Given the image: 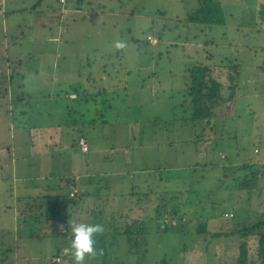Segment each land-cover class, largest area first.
I'll list each match as a JSON object with an SVG mask.
<instances>
[{
	"label": "rangeland",
	"instance_id": "obj_1",
	"mask_svg": "<svg viewBox=\"0 0 264 264\" xmlns=\"http://www.w3.org/2000/svg\"><path fill=\"white\" fill-rule=\"evenodd\" d=\"M116 1L122 8L118 15L107 12L109 9L98 11L97 15L92 9L81 11L85 20H98V46H91V42L96 40L97 29L80 27L75 45L83 46L85 56L73 55L74 62L68 57L55 55V51L65 49L61 45L63 41L58 48L55 43L30 44L24 41L22 47H17L19 52H28L22 68L13 61L7 63V53L0 46V76L15 69L24 75V79L18 78L21 74L14 71L17 83H23L21 87H8V80L4 79L9 93L0 97V137L14 145L16 154L11 171L17 174L16 168L19 174L33 180L25 181L24 186L29 189L31 183H58V178L68 171L83 173L87 162L89 166L86 169L93 178L102 182V177H105L104 181L110 179L112 197L114 192L135 197L133 193L136 191L144 196L145 189L140 190L139 185V189H133L126 183L132 179L129 171H144L151 174L150 178L161 179L159 183L153 181L148 184L153 192L162 190L169 196L178 193L176 199H185L182 206L185 217L190 218L186 226L197 224L199 229L202 227L200 232L192 229L186 233L158 228V214L154 204L149 202L143 209L145 220L130 224L133 235L129 242L124 234H120L114 242L115 247L109 249L107 244L101 248L103 255L86 257L85 264H237L232 262V254L237 252V236H220L217 232L249 225L264 209L259 203L264 199V188L261 189L264 177L251 191H247L233 187V183L237 185L241 181L246 170L238 168L234 174L237 176L235 182L230 176L231 167L238 163L264 164V22L260 21L259 9L264 0H218L227 17L226 24L209 28L183 20L200 7L198 0ZM72 5L74 0H68L61 10ZM84 7L87 8L86 5ZM75 16V20L80 21L79 14L75 13ZM112 24L116 26L113 30L110 29ZM35 29L46 32L47 26L44 29L40 21ZM49 33L58 35L54 23H51ZM4 35L9 41L12 38L10 31H4L0 17V43ZM147 36L151 40H147ZM117 39L126 41L127 47L116 50L113 42ZM11 44L8 52L14 49V44ZM69 44L73 49L77 48L74 43ZM221 48L229 59L236 58L238 86L234 99L229 100L230 95L226 91L223 103L211 114H206L210 124L215 117H221L217 127L211 128L207 126L206 119H190L186 108L180 104L184 94L181 70L184 62L193 57L199 59L206 50L213 53L216 60ZM103 73L106 77L100 78ZM88 77H94L95 88L99 92L103 90L101 85L107 88L111 78L109 85L115 82L118 90L116 94L106 91L107 94L92 98L98 101L94 107L100 108V103L103 105L98 112L97 125L92 127L90 150L81 153L71 141L79 131L85 132L88 128L87 114L76 110V101L65 102L66 99L64 101L59 94L71 86L75 88L78 81L87 86L93 82L88 81ZM21 91L30 94V102L26 115L18 118L19 112L14 108L11 97ZM75 96L70 95L72 98ZM64 102L69 107L64 106ZM92 104L89 101V105ZM12 108L15 122L10 129L12 117L9 111ZM49 113L52 114L49 116ZM52 121L59 126L52 133L54 137L48 142V148L46 141L51 134L49 127ZM135 121L139 126L133 128ZM54 140L60 143L55 144L56 149L52 146ZM104 146L129 147L130 155L126 160H107L108 156L95 153ZM51 147L54 148L51 150ZM0 166L5 167L4 163ZM120 169L125 173L102 176L107 170L116 172ZM8 170H1L0 176L7 175ZM7 179L0 181L6 183ZM219 181L222 184L216 189ZM79 194L80 198L88 193L80 190ZM73 198H77L76 195ZM144 198L146 200L147 195ZM144 200L141 203H145ZM213 204H216L215 208L210 207ZM227 209L235 213L233 218L222 216ZM122 211H125L124 207ZM138 212V208H133L128 215L135 219ZM86 214L84 211L78 213L80 216ZM14 223L10 215L0 208V226H3L0 229V259L3 264H75L69 247L71 236L59 233L61 224L58 220L33 221L28 218L21 225ZM112 224L113 227L120 226V221ZM107 241L112 239L105 238L101 243ZM248 242L250 246L256 245L255 238H248ZM56 254L62 262L52 261Z\"/></svg>",
	"mask_w": 264,
	"mask_h": 264
},
{
	"label": "trees",
	"instance_id": "obj_2",
	"mask_svg": "<svg viewBox=\"0 0 264 264\" xmlns=\"http://www.w3.org/2000/svg\"><path fill=\"white\" fill-rule=\"evenodd\" d=\"M200 3V7L192 14H189L184 18L183 20L188 23H196L197 25H205L207 28L216 26V25H224L226 24L225 14L222 12L221 9V3L218 0H198ZM76 2V0H75ZM77 3V2H76ZM260 21L264 22V3H260ZM163 28L159 30V38L162 36ZM150 35V34H148ZM148 37V36H147ZM148 40V39H147ZM149 42V41H148ZM150 43V42H149ZM236 49V48H235ZM207 51V52H206ZM204 51L203 55L196 59V57H193L192 59H189L187 62H184L183 68L181 70V79L183 81L184 86V94L183 98L180 101V104H182L183 107L186 108L187 114L190 119L192 120H202L206 119V114H211L213 110L218 108L223 103L224 94L226 91L229 93V100H232L236 96L235 90L238 86V63L236 62V58L229 59L228 55H224L222 48L217 52L218 58L215 60L213 59V53L208 52V50ZM224 72V73H223ZM11 75L13 78L14 72ZM8 78V81L6 79V76H0V97H6L7 96V87L4 86V84L7 83L11 84L13 82V79ZM6 79V81L4 80ZM30 94L27 92H20L19 94H16L11 97V101L14 105V108H17L19 114H17L18 118L22 115V113H27V105L29 104L30 100ZM22 106V108H20ZM20 108V109H19ZM13 108L10 109V115L13 117ZM26 115V114H25ZM23 116V115H22ZM219 118L221 117H215L214 122H211L210 124V118L207 117L206 124L207 126H210L211 128L217 127V123L219 122ZM218 121V122H217ZM222 121V120H221ZM210 124V125H209ZM222 127V124H221ZM220 127V128H221ZM79 139V138H78ZM78 142V141H77ZM79 146V145H78ZM237 166V167H235ZM235 166H233L232 172L230 174L231 178L235 182L237 179V176H234V174L237 173L238 168L246 170L245 174L241 176V181L235 185L233 183V187L235 189H246L247 191H251L257 181L264 177V164L258 163V162H245V163H238ZM248 170V172H247ZM61 182H63V185L58 183L59 190L55 189L52 194H46L42 193H33V194H20L19 197L22 198L21 200H25V211L23 212V215H28L30 218H37V219H43L44 221L48 219L58 220L61 224L60 226V232L62 235H72L70 231L69 224L72 221L76 222H85V223H100L104 226V232L100 235H97L94 237L96 240L95 247L97 249H101L102 247H105L108 244L109 249L112 247H115V243L117 240L118 235L124 234L127 238V241L129 242L130 238L132 237L131 223L136 222H143L146 218V215H144V220L139 221L138 219L132 220L130 215L126 213V211H122L120 209H113L110 207L109 213L110 218L105 217L103 212L106 211L104 209L98 210L96 212L95 208H92V215L90 217H76L74 220L71 219V216L74 212H78L75 210L74 205L80 203V199H82V196L79 198L78 196L79 191H77L73 196H70V191L72 187H76L74 185L75 181L73 177L68 176H61L59 178ZM221 180V178L219 179ZM262 180H264L262 178ZM155 181L153 178H147L144 181L139 182H131L130 187L131 188H137L140 190L145 189L142 194L147 195V200L152 202L154 204L153 206L156 209L157 212V218H158V228H161L163 230H177L180 232H188L190 230H194L197 232H200V229L197 227V224L192 227H188L186 225H189L187 221L189 222L188 217H185L184 212V205L186 203L184 200L176 199L178 196V193H175L172 196H169L168 193L164 194V191H154L152 188H148V184L150 182ZM130 182L129 180H126V183ZM155 182H158L157 180ZM222 182H218V184L215 186L216 189L220 187ZM139 185V188H138ZM71 187V188H69ZM111 186L107 187V184L100 185L98 187V198L101 196L102 190L104 193L107 189ZM148 189H147V188ZM262 187L261 189H263ZM96 192V191H95ZM93 192L95 195L96 193ZM92 193V192H91ZM109 194V193H108ZM112 194V193H111ZM135 197L131 196H125L129 200L135 199V201H140L142 199H145V195L140 196L138 194H141L140 192L136 191L133 193ZM76 195L77 198H73ZM26 198V199H25ZM222 200V199H221ZM225 200V199H223ZM133 201V200H132ZM109 202V200H108ZM216 203V202H215ZM260 206L264 208V199H260ZM100 204H103L100 202ZM211 208H215L216 204L210 205ZM131 209V208H130ZM116 211L119 213L117 214ZM164 211V213H163ZM260 216L255 221L252 222L249 225H244L241 227L233 228L230 231H219L217 232V235H236L237 238V252L232 254L233 260L232 262H237V264H264V209L260 210ZM79 213V212H78ZM226 213H231V215H228ZM222 216L224 218H233L235 216V213L231 210L227 209L222 213ZM91 217H94L91 219ZM26 218V217H24ZM88 218L90 220H88ZM27 220V219H26ZM120 221V226H114V222ZM142 229L138 232L141 233ZM216 235V236H217ZM114 239H113V238ZM111 238L112 241H107L106 243H101L104 239ZM248 238H255L256 245L250 246L248 243ZM227 243V242H226ZM224 244V242H223ZM128 249V248H127ZM130 251V250H129ZM57 256V255H56ZM55 256V257H56ZM59 257V256H57ZM60 258V257H59ZM2 262L3 260L0 259ZM55 263H60V261H54Z\"/></svg>",
	"mask_w": 264,
	"mask_h": 264
},
{
	"label": "crops",
	"instance_id": "obj_3",
	"mask_svg": "<svg viewBox=\"0 0 264 264\" xmlns=\"http://www.w3.org/2000/svg\"><path fill=\"white\" fill-rule=\"evenodd\" d=\"M54 3H56L57 5L54 6ZM84 5H86L87 8L84 7ZM133 8H134V6L131 5V9H133ZM88 9L94 10L95 15H97L98 11L104 12L107 9H109L107 12H109V13L113 12L114 15H118L119 13L122 12V8L118 6V1H116V3H115V0H105V1H103V0H82V1L77 2V3L74 0V5H72L71 7H68V9L64 10V11L61 10V5L58 3V0H0V17H1L2 27H3L4 31H6V32L10 31V34L12 36V38L9 41L6 38L7 35H4V39L2 40L3 42L0 43V46L2 45L5 49L4 51L7 53V56H8L7 57V63H9L10 61H13L15 63H18L19 68L20 67L22 68L23 60H26V56L28 55V52L27 51L19 52L20 49H17V47H22L23 46L22 43L24 41L27 43H30V44L45 43V42L55 43L57 48L60 46V42L63 41L61 43V45H64L65 49L61 48V51H58V52L55 51V55L57 54L56 55L57 57L62 55L64 57H68L69 60H72L74 62L73 55L79 56L82 54V57L85 56L84 51H82L83 46L75 45V42H78V37H79V31L78 30L80 27L86 26V28L94 27L97 29V36H94V38L96 40L95 41L93 40L91 42V46L94 45L93 48H97V46H98V20L97 21H93V20L87 21L84 19V16L82 14H80L81 11L88 10ZM75 13L79 14L80 21L75 20V18H76ZM38 16L40 17V20L38 19ZM69 16H71V19H69ZM40 21L42 22V26L44 29L47 26L46 32H40V31L35 29V27L37 26V23H38V25H40ZM87 22L89 24H87ZM51 23H54V26H56V30L58 31V35H56V36L53 35L52 33H49V32H51ZM115 28H116L115 24H112V27L110 29L113 30ZM25 31H27V34H24ZM119 31H120V29H119ZM26 35H29V36L26 37ZM69 42L74 43V46H76L77 48H80V51H77V48L73 49L72 45H70ZM87 42H89V41H87ZM11 43L14 44L13 45L14 49L8 52L7 48L12 45ZM93 52H96V51H93ZM86 53H88V51H86ZM56 56H55V60L57 59ZM67 70L68 69H65V71H67ZM14 71H15V73L21 74V70L15 69V70H13V72ZM12 74L13 73L11 72L10 74L5 75L6 79L8 80V78H11ZM125 74L127 75L128 73H125ZM77 75H78V77H80V73H78ZM102 76L103 77H100V78H105L106 74L103 73ZM17 77L18 78L21 77L22 79H24L23 74L18 75ZM11 79H13L14 82L11 84H8V87L10 85H13V87H15V86L21 87L23 85V83H17V80L15 79V75H13V78H11ZM87 80L88 81L93 80V82L88 83L87 86L86 85L84 86V82L78 81L75 88H73L71 86V89L65 90L63 93L61 92L60 94L57 93L60 96L56 95V96L62 97L64 99V101L66 99L65 102H68V103L76 101L77 102L76 110L85 112V114H87V121H88L87 123L89 124L88 128L86 129L85 132L79 131L77 133V135L75 136V138L71 141L72 142L71 144H73L81 153H88L90 150L89 142L91 139L92 127L94 128L97 125L96 120L98 119V112H101L100 108H102V105H103V103H100L99 104L100 108L94 107V106L98 105V101H95L92 98L95 99L96 97H98V94L105 95L108 92L116 94V91L118 90L116 88V86H118V84H115V82H113L111 85H109L110 82L113 80L112 78L109 81L107 88L103 87L102 85L100 86L101 88H103V90L101 92H99L95 88L96 81H95L94 77L93 78L88 77ZM100 81H101V79H100ZM121 83H122V81H121ZM78 85L79 86L81 85V86L78 87ZM121 85H123V84H121ZM19 89H21V88H19ZM59 90L61 91L62 89L59 87ZM106 91H108V92H106ZM21 92L24 93L23 91H21ZM16 94H19V93H16ZM16 94H14V95H16ZM72 94H75L76 96L74 98L70 97V95H72ZM151 94H152V91H151ZM53 100H55V96H53ZM89 101L93 103L92 106L89 105ZM65 102H64V106L69 107V104L65 103ZM20 108H22V106H20ZM16 110H18V109H16ZM9 114H11V113L9 112ZM51 114L52 113H49V116ZM22 115L25 116L24 113H22ZM11 119H12L11 120L12 124H11L10 129H12L14 127V122H15V119H13V118H11ZM137 125L139 126V122L137 121V123H136V121H135L133 128L137 127ZM58 126H59V124H56L54 121L51 122V125L49 127V133H51V134H49V137H48V135H46V137H48L47 141H46L47 147H48V142L52 139V137H54V135H52V133H54V131H56V128ZM46 132H48V130ZM35 133L38 134L37 131ZM79 137H83L85 139V142H86L87 147H88V149L86 151H82L80 149V147L78 146L77 141H78ZM52 143H53L52 146H54L55 149L57 148V145H55V144H57V143L60 144L56 140H54ZM61 143H64V142H61ZM138 143H140V142H138ZM53 148L51 147L50 149L52 150ZM100 152H101V155L108 156L107 160H114L117 158L118 159L121 158L123 160H126L130 155V148L124 147V146H118V147L104 146L102 148H99L98 152H95V153H98V155H99ZM95 159L98 160L99 159L98 156H95ZM13 162H16V154L14 151V145L11 144V142L6 143V141L4 140V137H0V163L1 164L4 163V165H5V167L0 166V171L5 169V168H9V170L7 171V175L11 174L9 176H7V175H4L2 177L0 176V178H1L0 180H4V178H8L6 183H3L0 181V187H2V188H0V192L2 191V193H0V195H2V196H0V198H1L0 199V208L1 209L3 208V210L10 215L11 222H15L14 224H16V225H21V223H23V222L26 223V219H28L30 217H28V215H23V212H26L24 210L26 203H25V200L24 201L21 200L22 198H20L19 195L20 194L28 195V194H33V193L36 194L38 192H39V194H42V193L52 194L55 189L59 190V186L57 184L60 183L63 185V182L59 181L58 183L54 182L52 184L31 183L32 186L29 189H27V187L24 186L25 181L32 182L33 180L31 181L29 179V177H25V176L19 174L18 170L16 168H15V172L17 174H13L11 171V166L14 164ZM7 165H10V166L7 167ZM87 166H89V165L86 162L85 166H84L85 171L83 173L72 174L71 171L63 173L64 176H68V177L73 176L74 181H75L74 185L77 187L78 191L84 190V192L88 193V194H86L85 197H82V199H80V204L74 205V208H76L75 210H77L79 213L83 212V211L87 212L86 215H82L81 217H90L92 215V213H91L92 208H95L96 212H98L99 209L100 210H102V209L106 210L103 212V214L106 218L107 217L110 218V213H109L110 207H112L113 209L116 207L117 209H120V210H122V208L124 207L127 214L129 212L130 208H131V210L133 208H136V210H137V208H138L139 212L137 214V217H135V219H138L139 221L144 220L143 215L145 212L143 209L145 206L148 205V203L150 201H148L147 199L146 200L142 199L145 201V203H141L142 200L135 201V199H132L133 200L132 201L131 199L129 200L128 198H126L125 194H120L118 192H114L115 194H113V197H112L111 192L113 190V187H112V184L110 183V179L108 181H104L105 177H102L103 182L98 181V179H95L92 177V173L89 172V169H86ZM121 170L122 169L115 170L116 172L107 170L104 172L105 174H103V173H99V174H103L102 176L112 175L113 173L122 175L125 172L123 170L122 171ZM129 172H132V179H130V182H127V185H130L131 182H135V180H137V182L144 181L145 179H147L151 176L150 173H146L144 171H129ZM129 172H127L126 174H129ZM91 177H92V179H91ZM107 177H109V176H107ZM133 177L135 179H133ZM59 178H58V180H60ZM153 179L155 181L157 180L158 183L161 182V179H159V178H153ZM101 182L103 184H101ZM105 183L107 184V187L108 186H111V187L104 189V190H106L105 192H107V193H104V191L102 190L101 196H100V198H98L99 196H97V194H98V187L100 186L99 184L104 185ZM69 188H71V187H69ZM92 189L96 191L95 195L93 194V191H91ZM15 190H16V192H15ZM14 193H15V195H14ZM88 197H89V201H87ZM115 197H116V199H115ZM108 200H109V202H108ZM19 201L21 203H19ZM100 202H102L103 204H100ZM80 215H78V213L74 212L71 216V219H73V218L75 219L76 217H78ZM24 217H26V218H24ZM31 219L33 221H37V218H31ZM131 219H132V217H131ZM132 220H134V219H132ZM2 227L3 226L1 224L0 229H2ZM2 244H4V242H2ZM67 248H68V246H67ZM56 255L59 256L58 254H56ZM53 258H55V256ZM61 262H62V258H61ZM2 264H3V261H2Z\"/></svg>",
	"mask_w": 264,
	"mask_h": 264
},
{
	"label": "clouds",
	"instance_id": "obj_4",
	"mask_svg": "<svg viewBox=\"0 0 264 264\" xmlns=\"http://www.w3.org/2000/svg\"><path fill=\"white\" fill-rule=\"evenodd\" d=\"M113 47L116 50H123L127 47V43L117 39L113 42ZM69 227L72 234L69 247L75 264H85L86 257L103 255V250L95 247L96 240L94 239L95 236L104 232L102 224L72 221Z\"/></svg>",
	"mask_w": 264,
	"mask_h": 264
},
{
	"label": "built area",
	"instance_id": "obj_5",
	"mask_svg": "<svg viewBox=\"0 0 264 264\" xmlns=\"http://www.w3.org/2000/svg\"><path fill=\"white\" fill-rule=\"evenodd\" d=\"M58 2L61 6L65 7V5L68 3V0H58ZM147 38H148V40H151V37L148 36ZM78 145L82 151H86L88 149L87 144L85 142V139L83 137H79ZM77 191H78L77 187H72L71 191H70V196H73ZM226 214L231 215V213H226ZM53 260L54 261H60V258L55 257V258H53ZM0 264H2L1 261H0Z\"/></svg>",
	"mask_w": 264,
	"mask_h": 264
},
{
	"label": "water",
	"instance_id": "obj_6",
	"mask_svg": "<svg viewBox=\"0 0 264 264\" xmlns=\"http://www.w3.org/2000/svg\"><path fill=\"white\" fill-rule=\"evenodd\" d=\"M80 1H82V0H76V2H80Z\"/></svg>",
	"mask_w": 264,
	"mask_h": 264
}]
</instances>
